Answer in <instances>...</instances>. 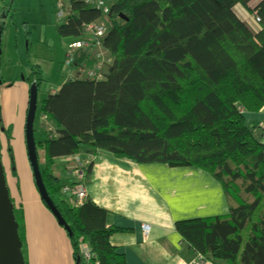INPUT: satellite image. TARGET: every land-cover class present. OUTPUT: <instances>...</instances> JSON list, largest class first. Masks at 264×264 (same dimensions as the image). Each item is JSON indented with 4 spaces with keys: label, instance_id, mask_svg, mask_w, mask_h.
I'll list each match as a JSON object with an SVG mask.
<instances>
[{
    "label": "trees",
    "instance_id": "trees-1",
    "mask_svg": "<svg viewBox=\"0 0 264 264\" xmlns=\"http://www.w3.org/2000/svg\"><path fill=\"white\" fill-rule=\"evenodd\" d=\"M97 1L63 2L57 35L70 39L68 50L77 42L86 45L71 53L73 77L64 67L65 52L66 80L40 104L39 114L52 129H42L36 116L34 122L42 180L70 231L75 262H87L81 253L86 246L88 264H125L109 241L118 230L106 225L107 211L88 198L70 205L55 176L57 159L104 151L138 165L192 168L211 176L228 213L176 221L177 234L204 261L264 264L263 130L246 126L242 115L264 107V0L254 5L260 19L255 34L234 12L253 0H99L110 6L99 40L84 32L102 18ZM79 49L91 52L81 63ZM98 49L107 55L100 80L79 76L83 63L93 70ZM28 78L39 93L44 79L38 64ZM10 198L27 264L23 205L17 208Z\"/></svg>",
    "mask_w": 264,
    "mask_h": 264
},
{
    "label": "crops",
    "instance_id": "crops-1",
    "mask_svg": "<svg viewBox=\"0 0 264 264\" xmlns=\"http://www.w3.org/2000/svg\"><path fill=\"white\" fill-rule=\"evenodd\" d=\"M90 53L88 49H79L77 63ZM67 72L75 74L76 68H68ZM59 88L60 85L54 87L50 93ZM242 115L246 126L255 125L263 130L260 141L264 145V107L258 113ZM2 124L0 121V135ZM10 131V127L4 130L6 134ZM7 136L4 134V142H8ZM55 164L57 179L68 183L74 161L60 158ZM29 187L32 195L22 206L27 264H77L66 231L40 202L35 185L30 182ZM86 189L88 199L107 211L106 225L118 230L109 241L124 256L125 264H210L188 251L174 226L179 220L228 213L220 185L208 174L192 168L138 165L97 151Z\"/></svg>",
    "mask_w": 264,
    "mask_h": 264
},
{
    "label": "rangeland",
    "instance_id": "rangeland-1",
    "mask_svg": "<svg viewBox=\"0 0 264 264\" xmlns=\"http://www.w3.org/2000/svg\"><path fill=\"white\" fill-rule=\"evenodd\" d=\"M63 2H65V0H0L1 111L4 106V114L0 119V121L3 122V129H1L2 132L0 135V142L2 144L0 151L7 187L11 197L14 199L13 202L16 207L19 206L20 203L24 205L27 200L25 182V177L27 175H29V178H27L29 179V184L31 182L34 186V180L26 153L24 128L29 90L35 84L33 81H29L28 77L32 68L38 64L42 70L44 82L38 93L36 118L38 119L37 124L39 126L41 125V128L48 132L51 129L50 123L47 118L39 114L40 104L51 89L61 85L66 80L62 72V66L70 39L59 37L55 30L59 23L57 4L60 3L62 8ZM254 4H256V0L249 3L250 6ZM109 9L110 6L105 1L102 7V18L100 21L96 22L97 25L101 24L104 28H107L108 21L105 18ZM84 32L91 35V32ZM74 51L75 50H73L72 53ZM98 51H101V49H98ZM72 56V54L71 58L67 56L66 62L69 61L68 65L72 63ZM104 56L107 57L105 53ZM68 68H71V66H67L65 69L68 70ZM85 68V63L80 65V69L83 72L87 71ZM5 118L7 122H5ZM9 127L11 128L10 135H12V137L10 138V145L13 151L16 176L12 174L9 163V142H4V134L7 136L4 130ZM38 135L39 134L36 133V137ZM39 153L40 159H38L41 164L43 156L41 152ZM93 158L94 156L90 158L70 157V159L74 161L75 166L74 169L70 171V181L66 184H62V189L68 186L72 192L77 193L82 189L85 199L88 198L86 182L90 175L88 167L90 165L92 167ZM61 164V167L64 168L63 163ZM54 169H56V164L54 165ZM72 174H74V177ZM78 188L81 189L77 190ZM62 196L64 195L62 194ZM67 201L70 205H74L72 198ZM44 207L46 208L45 205ZM72 251L71 248V252ZM84 264H88V262ZM210 264L213 263L210 262Z\"/></svg>",
    "mask_w": 264,
    "mask_h": 264
},
{
    "label": "water",
    "instance_id": "water-1",
    "mask_svg": "<svg viewBox=\"0 0 264 264\" xmlns=\"http://www.w3.org/2000/svg\"><path fill=\"white\" fill-rule=\"evenodd\" d=\"M38 88L34 84L29 90L26 110L25 145L34 185L40 200L56 219L57 224L70 234L66 222L51 200L43 183L34 138V122L37 111ZM0 264H25L22 254V241L18 235V223L14 215V205L7 187L0 151ZM79 264V263H77Z\"/></svg>",
    "mask_w": 264,
    "mask_h": 264
},
{
    "label": "built area",
    "instance_id": "built-area-1",
    "mask_svg": "<svg viewBox=\"0 0 264 264\" xmlns=\"http://www.w3.org/2000/svg\"><path fill=\"white\" fill-rule=\"evenodd\" d=\"M103 5H104V3L102 1H99V0L95 3V6L98 9H100L101 11H103L102 10ZM254 5H256V4H254ZM254 5L250 6L248 4L247 9L249 11L245 8L240 7L239 5H236L234 7V12H235L236 16L239 19H241V21L243 23L246 24V26L250 29V31L255 34L258 31L260 19L257 16ZM57 7H58L57 8V10H58L57 16L60 19L63 16V11L61 10V4L58 3ZM84 31L91 32V34L96 36L98 38V40L105 36V28L101 24H99V25H97L96 23L89 24V25L84 27ZM83 45H86V44L81 43V42L71 44L70 49L67 52L68 58H71V53L73 50H75L76 48L81 47ZM103 57H104V53L102 51H97L96 60H95L96 65L93 68V70H87V71L83 72L82 70L78 69L79 76H82V74H83L85 77H87L89 79L100 80V78L102 77L101 76L102 69L105 66L104 61H103L104 60ZM102 61H103V63H102ZM68 64H69V61L66 62L64 67H67ZM262 128L264 129V124H262ZM80 189L81 188H78L77 190H80ZM62 194L68 200H70L72 198L74 201V204L76 206L81 205L83 203V200H85L84 193H83L82 189H81V191H78V193H77V192H72L68 186H65L62 189ZM83 197H84V199H83ZM81 253H82L84 259L88 262L91 258V254H90L89 249L86 246H83V247H81Z\"/></svg>",
    "mask_w": 264,
    "mask_h": 264
},
{
    "label": "bare ground",
    "instance_id": "bare-ground-1",
    "mask_svg": "<svg viewBox=\"0 0 264 264\" xmlns=\"http://www.w3.org/2000/svg\"><path fill=\"white\" fill-rule=\"evenodd\" d=\"M27 178H29V175H27L26 177H25V182H26V188H27V194H26V196H27V199L28 198H30V196L32 195V193H31V191H30V187H29V179H27ZM24 198H26V197H24ZM40 202L43 204V202L40 200ZM146 231V230H145Z\"/></svg>",
    "mask_w": 264,
    "mask_h": 264
}]
</instances>
